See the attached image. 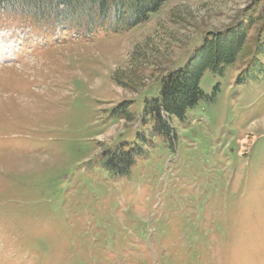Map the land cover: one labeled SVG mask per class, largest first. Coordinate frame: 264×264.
Masks as SVG:
<instances>
[{
    "label": "rangeland",
    "instance_id": "obj_1",
    "mask_svg": "<svg viewBox=\"0 0 264 264\" xmlns=\"http://www.w3.org/2000/svg\"><path fill=\"white\" fill-rule=\"evenodd\" d=\"M127 7L113 34L79 39L89 11L51 40L0 9V264H264V75L236 81L260 59L264 0H169L131 27ZM250 21L238 61L156 133L163 78Z\"/></svg>",
    "mask_w": 264,
    "mask_h": 264
},
{
    "label": "trees",
    "instance_id": "obj_2",
    "mask_svg": "<svg viewBox=\"0 0 264 264\" xmlns=\"http://www.w3.org/2000/svg\"><path fill=\"white\" fill-rule=\"evenodd\" d=\"M168 1L134 0L133 6L129 4L130 10L125 6L128 4L126 0H0V9L5 10L4 14L7 17L33 22L35 24L33 28L40 31L42 25L55 27L57 21L62 24L61 28L63 26V29L67 31L74 27L77 29L76 27L79 28L78 20H81L79 16H88L89 11L96 12L101 21L94 27V30L89 29L85 24L84 30L96 32L107 28L108 31L113 32L119 30L115 28L119 25L117 19H120L126 7L134 16L133 19L125 21L131 27L151 17ZM91 18H93L92 15ZM70 21L73 22L68 25ZM251 21L246 24L242 23L238 28L225 34L209 35L185 65L163 78L159 96L147 102L144 109L146 116L153 115L156 122V133H161L168 139L173 138L175 132L169 119L174 116L183 120L186 111L198 105L200 100L205 98L200 79L206 70L220 71L225 65L238 61L246 46ZM65 22L68 23L64 24ZM256 55H259L260 59L256 57L251 65L246 66L247 68L238 75L237 82L255 80L260 74L264 75V39L262 38L259 39ZM107 157V164L116 171L122 172L126 171L133 161L131 154L118 151L108 153Z\"/></svg>",
    "mask_w": 264,
    "mask_h": 264
},
{
    "label": "bare ground",
    "instance_id": "obj_3",
    "mask_svg": "<svg viewBox=\"0 0 264 264\" xmlns=\"http://www.w3.org/2000/svg\"><path fill=\"white\" fill-rule=\"evenodd\" d=\"M244 141L246 142V141H247V139H244ZM244 141H243V142H244Z\"/></svg>",
    "mask_w": 264,
    "mask_h": 264
}]
</instances>
